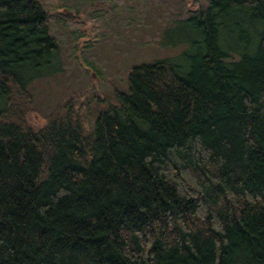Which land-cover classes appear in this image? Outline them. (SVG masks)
Returning a JSON list of instances; mask_svg holds the SVG:
<instances>
[{"label":"trees","instance_id":"trees-1","mask_svg":"<svg viewBox=\"0 0 264 264\" xmlns=\"http://www.w3.org/2000/svg\"><path fill=\"white\" fill-rule=\"evenodd\" d=\"M193 1L169 44L197 54L134 65L85 129L76 95L34 123L57 40L0 0V264H264V0Z\"/></svg>","mask_w":264,"mask_h":264},{"label":"rangeland","instance_id":"rangeland-1","mask_svg":"<svg viewBox=\"0 0 264 264\" xmlns=\"http://www.w3.org/2000/svg\"><path fill=\"white\" fill-rule=\"evenodd\" d=\"M40 2L58 44L53 71L60 68L30 86L36 125L44 123L58 102L76 95L83 125L92 129L98 114L117 104L115 93L125 90L126 73L134 65L161 58L180 61L182 53L190 61L198 52L197 45H172L183 38L199 40L177 21L197 8L193 0Z\"/></svg>","mask_w":264,"mask_h":264}]
</instances>
